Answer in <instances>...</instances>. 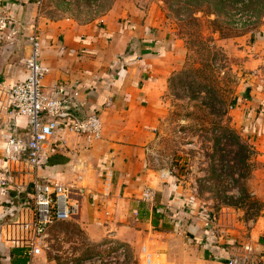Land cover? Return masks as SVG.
I'll list each match as a JSON object with an SVG mask.
<instances>
[{"label":"rangeland","instance_id":"1","mask_svg":"<svg viewBox=\"0 0 264 264\" xmlns=\"http://www.w3.org/2000/svg\"><path fill=\"white\" fill-rule=\"evenodd\" d=\"M28 1L37 7L34 28L40 19L144 21L174 48L179 65L165 83L147 151L154 183L162 176L166 192L154 185V200H138L124 215L105 210L96 220L53 223L35 264H197L208 247L245 257L264 233V161L237 100L264 88V0ZM170 190L182 205L169 206ZM118 231L136 236L132 243L109 236ZM214 253L207 257L220 256Z\"/></svg>","mask_w":264,"mask_h":264},{"label":"crops","instance_id":"2","mask_svg":"<svg viewBox=\"0 0 264 264\" xmlns=\"http://www.w3.org/2000/svg\"><path fill=\"white\" fill-rule=\"evenodd\" d=\"M36 9V3L28 0H0V16L17 23L10 39L14 45L7 46L3 40L0 45V82L6 86L27 79L24 63L31 53L28 38L34 29ZM108 18L103 25L52 24L44 19L36 25L41 41L40 61L49 69L42 81L45 92L67 100L69 105L79 106L85 117L97 113L102 122L99 141L90 142L84 136L63 130L43 146L45 159L38 174L72 187L71 199L79 205L77 215L69 221L75 217L79 221L96 220L105 210L109 217L118 216L119 212L124 215L125 210L129 211L142 200L145 189L153 190L154 185L156 192H166L162 176L154 183L157 177H152L155 171L148 166L147 151L165 83L179 67L176 51L171 45L167 48L161 33H153L154 29L144 21L127 25L113 15ZM246 93L237 100V107L256 129L254 139L259 157L264 161V88H250ZM27 126L26 117L0 112V264H14L24 259L21 250L8 245L1 232L16 221L32 188L29 174L11 173L10 170L17 172L19 167L5 164L3 160L8 136L15 129L20 133L26 131ZM108 172H112L109 192L104 185ZM261 173L264 174V169ZM2 181L9 186H2ZM170 191L169 206L182 205L180 195L175 190ZM257 194L263 196L264 192ZM153 214L151 212V218ZM117 233L109 236L131 243L136 236ZM261 233L256 242L246 246L249 251L243 257L246 260L236 258L242 254L241 250L226 252L208 247L196 262L230 264L239 260V264H264V233ZM15 250H19L20 255ZM215 250L220 253L219 257H207L209 253L215 254Z\"/></svg>","mask_w":264,"mask_h":264},{"label":"built area","instance_id":"3","mask_svg":"<svg viewBox=\"0 0 264 264\" xmlns=\"http://www.w3.org/2000/svg\"><path fill=\"white\" fill-rule=\"evenodd\" d=\"M16 24L12 19L0 16V36H3L0 37V45L2 40L7 46L14 45L10 39ZM28 39L31 53L24 63L27 79L12 86L0 82V112L28 119L26 131L20 133L15 129L8 136L3 148V160L5 164L19 167L17 172L10 170L11 173L29 174L32 188L16 221L6 225L1 233L8 245L21 250L25 264H35L47 248L45 240L50 226L73 219L79 211V205L71 199L72 187L44 179L38 174L45 159L43 146L63 130L84 136L90 142L99 141L102 138V122L97 113L79 120L67 110V100L45 92L42 81L49 69L40 61L41 41L36 28ZM1 184L9 186L6 181ZM111 184L112 172H108L104 177L106 191H110ZM142 200L152 202L154 193L146 189Z\"/></svg>","mask_w":264,"mask_h":264},{"label":"water","instance_id":"4","mask_svg":"<svg viewBox=\"0 0 264 264\" xmlns=\"http://www.w3.org/2000/svg\"><path fill=\"white\" fill-rule=\"evenodd\" d=\"M67 110H69L71 113L75 114L79 120H82L83 118H85L84 112L79 106L71 104L67 107Z\"/></svg>","mask_w":264,"mask_h":264},{"label":"trees","instance_id":"5","mask_svg":"<svg viewBox=\"0 0 264 264\" xmlns=\"http://www.w3.org/2000/svg\"><path fill=\"white\" fill-rule=\"evenodd\" d=\"M154 213H155L156 216L159 215V211L154 210ZM156 224H157V222H155V225ZM14 252H16L17 255H20L19 254V250H15ZM25 263H26V260L25 259H18L16 261H14V264H25Z\"/></svg>","mask_w":264,"mask_h":264}]
</instances>
